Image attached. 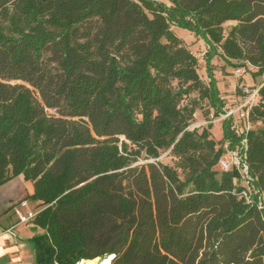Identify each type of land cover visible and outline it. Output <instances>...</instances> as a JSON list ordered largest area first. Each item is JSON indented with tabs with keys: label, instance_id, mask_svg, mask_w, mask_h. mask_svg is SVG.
Instances as JSON below:
<instances>
[{
	"label": "trees",
	"instance_id": "trees-1",
	"mask_svg": "<svg viewBox=\"0 0 264 264\" xmlns=\"http://www.w3.org/2000/svg\"><path fill=\"white\" fill-rule=\"evenodd\" d=\"M169 1L0 0V186L34 184L36 264H264V206L219 168L246 137L264 194V85L249 130L190 129L226 113L214 56L264 75V0Z\"/></svg>",
	"mask_w": 264,
	"mask_h": 264
},
{
	"label": "rangeland",
	"instance_id": "rangeland-1",
	"mask_svg": "<svg viewBox=\"0 0 264 264\" xmlns=\"http://www.w3.org/2000/svg\"><path fill=\"white\" fill-rule=\"evenodd\" d=\"M161 1L170 5L169 0ZM234 24V21L227 22L225 24L226 30H228ZM172 29L185 41L190 51L197 56L199 60L198 72L202 79L205 82H208L209 79L205 59L207 56L206 54L208 51V46L206 45L204 39L197 37L192 31L183 27L173 26ZM212 64L214 67V74L217 79V86L221 91L222 97L226 101L225 109L227 111H236L239 109V107H242V110H246L248 107L250 108L252 105L258 102V91L260 87L264 85V75L255 76L253 74L256 71L254 67L249 65L247 68H245L244 66L228 64L219 55L214 56ZM192 97L196 96L193 95ZM207 111L210 112L206 114ZM49 112L53 113L54 111ZM223 118L224 115L215 117L213 115V110H209V107L206 105V103L201 102L196 110L195 120L190 129L199 128L202 130L209 124H212V137L217 141H221L224 135L222 128ZM232 122L235 129H239L240 132L243 131L247 126L246 119L245 117H241L240 112H234ZM251 127H253V125H251ZM225 147H227V145H225ZM233 157L234 152L228 151L223 158L232 160ZM158 161L164 164L171 163V157L168 155V153H164L161 155ZM219 168H222L220 164ZM262 201H264V196H262ZM35 209H39L38 205L35 206Z\"/></svg>",
	"mask_w": 264,
	"mask_h": 264
},
{
	"label": "crops",
	"instance_id": "crops-1",
	"mask_svg": "<svg viewBox=\"0 0 264 264\" xmlns=\"http://www.w3.org/2000/svg\"><path fill=\"white\" fill-rule=\"evenodd\" d=\"M33 193V182L23 175L0 186V264H36L31 238L42 229L33 219L20 222L21 216L38 211V202L29 198Z\"/></svg>",
	"mask_w": 264,
	"mask_h": 264
},
{
	"label": "built area",
	"instance_id": "built-area-1",
	"mask_svg": "<svg viewBox=\"0 0 264 264\" xmlns=\"http://www.w3.org/2000/svg\"><path fill=\"white\" fill-rule=\"evenodd\" d=\"M248 110H249V107L246 110L245 109L242 110V107H239V109H237L236 111L226 110V113L223 115H224V118L229 117V116L233 117L234 112L235 113L240 112L241 117H245L246 122H247V126L243 131L240 132L239 129H236L238 133H242L251 128ZM246 149H247V139L246 137H244L241 141V147L237 150L232 151L234 152L233 159L229 160V159L222 158L220 160V165L224 171H228L232 169L233 167H236L241 175V181L243 185V189L241 190L242 197H244V199L248 203H251L252 201L255 200V196H258V201H259L260 206H264V201H262V196H264V194L260 193L259 190L254 186V179L249 174L248 165L245 161H242V156H244V158L246 157ZM37 213L38 211L29 212L26 216H21L20 222L22 223L29 222L36 216ZM111 258L112 257L109 256L106 259H102V261L107 260V259L111 260ZM82 261H80L78 264H81Z\"/></svg>",
	"mask_w": 264,
	"mask_h": 264
},
{
	"label": "bare ground",
	"instance_id": "bare-ground-1",
	"mask_svg": "<svg viewBox=\"0 0 264 264\" xmlns=\"http://www.w3.org/2000/svg\"><path fill=\"white\" fill-rule=\"evenodd\" d=\"M97 264H109L110 260H104V261H99L98 263V260H96ZM96 262H90V263H87V264H96ZM101 262V263H100ZM81 264H83V262H81Z\"/></svg>",
	"mask_w": 264,
	"mask_h": 264
},
{
	"label": "water",
	"instance_id": "water-1",
	"mask_svg": "<svg viewBox=\"0 0 264 264\" xmlns=\"http://www.w3.org/2000/svg\"><path fill=\"white\" fill-rule=\"evenodd\" d=\"M94 259H98V263H99V261H102V258L101 257H96V258H94ZM111 262V261H110ZM110 262H109V264H110Z\"/></svg>",
	"mask_w": 264,
	"mask_h": 264
}]
</instances>
